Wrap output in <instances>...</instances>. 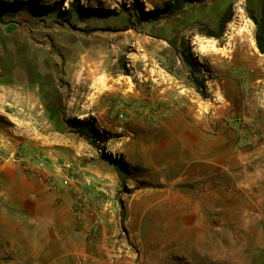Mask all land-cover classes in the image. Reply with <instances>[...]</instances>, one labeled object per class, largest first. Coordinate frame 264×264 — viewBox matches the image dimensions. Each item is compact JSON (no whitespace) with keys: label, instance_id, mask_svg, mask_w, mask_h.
<instances>
[{"label":"rangeland","instance_id":"obj_1","mask_svg":"<svg viewBox=\"0 0 264 264\" xmlns=\"http://www.w3.org/2000/svg\"><path fill=\"white\" fill-rule=\"evenodd\" d=\"M19 1L16 12L0 8V129L17 126L15 136L36 142L57 133L58 163L84 159L113 176L111 193L91 197L98 227L112 235V254L115 249L135 264H264V218L250 220L251 243L240 250L228 249L227 219L200 237L199 220L182 213L194 204L185 197L197 194V180L179 183L143 158L156 152L153 143H162L155 124L184 116L218 139L220 186L228 168L264 169V54L250 16L261 14L264 0H187L174 15L147 13L169 0H139L142 8L134 0ZM188 48L198 71L183 60ZM193 75L205 79L207 97ZM89 121L110 136L107 143L80 133ZM35 149L28 143L19 153L0 148V154L13 161L25 152L42 162L46 150Z\"/></svg>","mask_w":264,"mask_h":264},{"label":"crops","instance_id":"obj_2","mask_svg":"<svg viewBox=\"0 0 264 264\" xmlns=\"http://www.w3.org/2000/svg\"><path fill=\"white\" fill-rule=\"evenodd\" d=\"M10 119L21 121L17 116L10 115ZM50 120L60 122L56 117ZM155 125L161 126L162 143H153L152 149L157 150L143 157L144 161L147 166L169 172L179 183L197 180V194L185 197L186 203L194 204L189 205L188 212L182 213L191 212L199 220V225L205 229L200 237L209 234L213 222L227 219L232 226L228 232V249L235 251L248 246L251 243L250 220L264 218L263 167L256 164L249 170L247 166L228 168L226 184L220 186L217 138L204 132L203 126L188 123L184 116H168ZM19 131L14 125L0 129V148L4 153L6 150L19 153L28 143L38 148L35 152L46 151L42 162H38V158L32 160L31 155H24L25 152L21 153L23 157L13 161L0 154V256L8 258L0 264H135L132 260L120 259L121 254L117 255L115 249L112 254L107 247L112 235L107 229L98 227L92 232L91 208L81 217L74 214L75 191L49 181V178L59 181L65 175L64 165L72 164L74 171L84 173L88 180L85 188L97 199L112 192L116 184L113 176L84 159L79 160L80 164L71 158L58 163L59 157L53 153L60 143L57 133L36 142L15 136ZM11 140L16 145L10 144ZM43 143L49 144L51 149L43 148ZM105 163L102 162V166L106 168ZM221 187L226 189L225 193ZM164 200L167 202V198ZM101 220L104 219L101 217ZM107 255L118 257L111 261Z\"/></svg>","mask_w":264,"mask_h":264},{"label":"trees","instance_id":"obj_3","mask_svg":"<svg viewBox=\"0 0 264 264\" xmlns=\"http://www.w3.org/2000/svg\"><path fill=\"white\" fill-rule=\"evenodd\" d=\"M186 1L187 0H169V1L165 2V5H163V7L159 8L155 11H148L147 13L149 15H156V14H158V15H164V14L165 15H174V14H177L184 7V5L186 4ZM26 3L29 4L30 6L34 5V2L31 0H27ZM19 4H20L19 0H14V2H5L4 0H0V8L3 10H7L9 12H16L15 6L19 5ZM133 4L136 7L138 5L142 8V4L140 3L139 0H134ZM73 5L75 7L79 6V4H77L75 1L73 2ZM250 16L256 25L255 40H256L257 47H258L259 51L262 54H264V2L262 4L261 14L258 15L255 12H251ZM229 17L230 16L224 17L222 19V22H221L222 29H224V27L226 26V23L229 21L228 20ZM212 36H215V35H212ZM183 60L188 65H190L193 68V70H195V71L199 70V68H197V66L199 65V62L196 59H194V54H193L191 48H188V50L184 51ZM193 74H194V72H193ZM193 81L197 87L198 92L201 95H203L204 97H207V86H206L205 79H201V78L193 75ZM80 129H81V127H80ZM80 133L82 135L90 138L91 140L95 136L101 137V140L104 143H107L110 140V136L108 134H101L99 132L98 128L95 126L94 122H92V121L88 122V129H86V128L81 129ZM104 154L110 161L119 165V167L122 170H124L126 172L128 171V166L124 161L119 160V158H115L112 154H108L107 152H105Z\"/></svg>","mask_w":264,"mask_h":264},{"label":"built area","instance_id":"obj_4","mask_svg":"<svg viewBox=\"0 0 264 264\" xmlns=\"http://www.w3.org/2000/svg\"><path fill=\"white\" fill-rule=\"evenodd\" d=\"M63 168L66 169V171H64L65 175L62 176L59 181L53 180L52 178H49V181L55 186L59 183L63 188L75 191L73 211L77 217L83 216V214L91 208L89 214L93 219L92 232H95L98 229L99 218L96 209L94 207L92 209L91 207V196L87 188H85L88 184V180L84 177L83 172L74 171L72 164H66Z\"/></svg>","mask_w":264,"mask_h":264},{"label":"bare ground","instance_id":"obj_5","mask_svg":"<svg viewBox=\"0 0 264 264\" xmlns=\"http://www.w3.org/2000/svg\"><path fill=\"white\" fill-rule=\"evenodd\" d=\"M34 71H36L35 69H34ZM50 73H46L45 75H43L44 77H49V78H52V77H50ZM29 76H34V78H35V76L36 75H34V73L33 72H29ZM42 78V77H41ZM37 81V80H36ZM40 81H42V80H40ZM38 82V81H37ZM83 82V81H82ZM90 83V82H89ZM106 83V82H105ZM43 84H47V80L46 81H44L43 82ZM63 84V83H62ZM107 85V84H106ZM101 89V88H100ZM104 90H106V89H104ZM101 93V92H100ZM103 93H105V92H103ZM98 98V97H97ZM98 100V99H97ZM94 101H96V100H94ZM81 118H83V119H85V117L84 116H82ZM189 159V158H188Z\"/></svg>","mask_w":264,"mask_h":264}]
</instances>
